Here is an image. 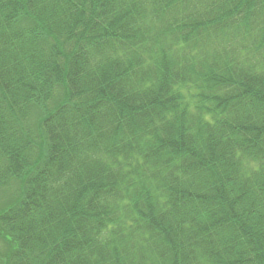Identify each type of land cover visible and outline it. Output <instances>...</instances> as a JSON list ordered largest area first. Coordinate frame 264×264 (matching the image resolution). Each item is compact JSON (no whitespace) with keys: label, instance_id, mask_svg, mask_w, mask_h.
I'll return each instance as SVG.
<instances>
[{"label":"trees","instance_id":"16d2710c","mask_svg":"<svg viewBox=\"0 0 264 264\" xmlns=\"http://www.w3.org/2000/svg\"><path fill=\"white\" fill-rule=\"evenodd\" d=\"M0 264H264V0H0Z\"/></svg>","mask_w":264,"mask_h":264},{"label":"rangeland","instance_id":"374dc122","mask_svg":"<svg viewBox=\"0 0 264 264\" xmlns=\"http://www.w3.org/2000/svg\"><path fill=\"white\" fill-rule=\"evenodd\" d=\"M4 198H5V196H3V197L0 199V201H3Z\"/></svg>","mask_w":264,"mask_h":264}]
</instances>
